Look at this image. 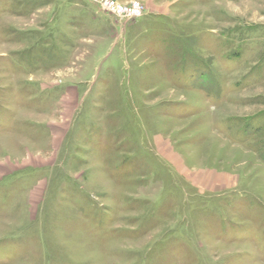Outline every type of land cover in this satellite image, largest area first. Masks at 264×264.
Instances as JSON below:
<instances>
[{
	"label": "rangeland",
	"instance_id": "1",
	"mask_svg": "<svg viewBox=\"0 0 264 264\" xmlns=\"http://www.w3.org/2000/svg\"><path fill=\"white\" fill-rule=\"evenodd\" d=\"M0 0V264H264V0Z\"/></svg>",
	"mask_w": 264,
	"mask_h": 264
},
{
	"label": "built area",
	"instance_id": "2",
	"mask_svg": "<svg viewBox=\"0 0 264 264\" xmlns=\"http://www.w3.org/2000/svg\"><path fill=\"white\" fill-rule=\"evenodd\" d=\"M104 7L122 17L138 18L141 15V6L137 2H131V5L128 6H121L113 0H106L104 2Z\"/></svg>",
	"mask_w": 264,
	"mask_h": 264
}]
</instances>
